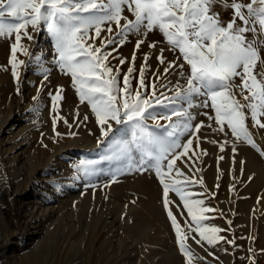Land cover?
Segmentation results:
<instances>
[{"label":"snow or ice","instance_id":"6c2138e0","mask_svg":"<svg viewBox=\"0 0 264 264\" xmlns=\"http://www.w3.org/2000/svg\"><path fill=\"white\" fill-rule=\"evenodd\" d=\"M217 5L224 12L230 11L229 19L223 18ZM29 28L32 33L47 32L53 48L51 63L71 77L80 103H86L94 114L100 132L97 145L107 150L101 160L114 162L108 173L110 182H117L127 172L155 174L187 264H193L194 259L186 243L189 232L198 233V244L206 241L214 245L224 240L217 235L223 229L205 223L209 219L206 213L216 211L199 198L206 193L192 190L196 184L203 186V179L197 181L188 176L177 161L192 171L196 157L193 138L197 141L195 148H199L196 134L205 126L203 121L194 123V109L214 113H200L218 126L213 131L225 136L230 131L233 161L236 142H246L264 157V150L256 145L248 124L250 120L252 127L264 129V0H0V38L14 36L8 64L17 81V93V69L26 67L17 53L30 57L36 64L46 59L33 56L22 43L24 38L33 39ZM156 31L175 58L169 60L164 55L165 48H160L156 59L163 72L158 68L149 83L145 73L151 70L150 56L144 55L137 78L134 51L127 72L122 73L121 66L129 62L113 53H118L130 35L138 37L135 49L139 50L148 34ZM148 47L156 49L157 43ZM112 59H118L119 65H113ZM50 72V68L44 67L37 74L47 80ZM168 76L177 77L175 83H163ZM137 79V86L133 87ZM62 91L49 93L53 111H58ZM57 119L63 117L53 119L54 130ZM83 119L87 121L89 117L85 115ZM206 126L211 128L212 124ZM227 143L225 140L220 145L221 151ZM201 154L207 152L201 150ZM95 164L96 161H80L77 168L95 175ZM170 193L179 197L190 217L186 229L169 209Z\"/></svg>","mask_w":264,"mask_h":264},{"label":"rangeland","instance_id":"374dc122","mask_svg":"<svg viewBox=\"0 0 264 264\" xmlns=\"http://www.w3.org/2000/svg\"><path fill=\"white\" fill-rule=\"evenodd\" d=\"M217 10L222 12L224 19L230 18V11L224 12L219 5H217ZM125 15H128L130 19L132 18L127 12H125ZM113 29L115 31V25H113ZM28 30L32 33L31 28ZM44 34L48 36L47 32H40L37 35L31 51L33 55L39 56L37 51H39L40 47L46 45L43 43L45 41L43 38ZM106 35L107 33H102V36ZM137 39V36L130 35L128 42L124 44L128 45L131 50L125 56L129 63H125L123 67L121 66L123 69L122 73L127 72L135 51V68L137 70L135 75L138 78L139 69L144 64V55L147 53L150 56L148 65H150L151 70L146 71L145 75L148 82L151 83L153 72L158 68L160 72H163V66L159 65L156 59L159 55V49L165 48L164 55L169 60L175 58V53L167 49V45L158 31L149 33L145 38V43L141 45L139 50L135 49ZM29 42L27 38L22 40V43L27 48ZM153 42L157 43L156 49L148 47ZM97 44H99V40ZM18 55L23 54L19 52L17 53ZM113 55L122 57L119 53H113ZM111 63L119 65V60L112 59ZM33 67H38V65ZM176 79L177 77L175 76H168L163 83H168L169 80L175 83ZM70 80L71 78L69 79V85L72 86ZM47 82L42 88L53 84L49 81ZM137 83L138 79L134 80L133 87H136ZM157 83L159 84L160 82L157 81ZM24 93H27V91H24ZM26 97L28 96L26 95ZM34 109H38V111H34ZM43 110L47 112L46 115ZM59 111L60 109L53 111L51 99L47 100L45 104L38 99H34L29 110L30 113H28L31 116L27 115L31 118L23 121L19 120L16 123L17 126L13 131L28 123L30 141L29 139L27 141H29V148L35 156L32 163L24 169L20 170L17 167L23 161V153L20 150L28 145H24L15 152L19 151V157L18 163L15 165L16 169H13L8 164L11 152L6 151L8 146L6 144L7 137L12 138L13 132L6 129L3 134H0L1 139H6L3 145L0 146V264H187V258L179 250L175 230L167 215L168 209L164 208L162 186L159 184L155 174L153 172H127L120 175L117 182H110L108 173L114 166V162L101 160L107 154L106 148L98 147V145H95L96 147L94 146L95 148L92 149L90 145L89 148L85 147L86 149L82 147L85 146L83 144L97 142V138L100 136L95 116L92 114L90 107L86 103L81 104L78 100L77 102H68L65 109L61 113ZM193 111L197 115L204 111L214 115L211 110L194 109ZM85 115L89 117L87 121L83 119ZM57 116L63 117V119H57L54 130L53 119ZM64 120H67V124L64 123ZM149 123L151 124L152 122L149 121ZM161 123H164V121H161ZM248 124L256 145L259 149L264 150V129L252 127L250 120ZM56 133L60 135L57 136ZM70 133H75V135L72 136ZM196 135L199 137V148H195L197 141L193 138V150L196 152L198 159L193 157L195 163L192 170L199 169L198 175L206 177L212 166L220 163L221 160L218 157L222 155L219 151L218 142H212L216 141L215 139L205 135H198V133ZM184 139L186 140L187 137ZM61 140H64L65 144H70V146L72 145L76 148L74 150H65L47 161L52 155V150L59 146ZM240 143L252 148L245 142ZM252 149L258 157L260 156L259 159H262L259 160L255 157V161H262L264 165V157L254 148ZM201 150H205L207 155L201 154ZM42 151L44 152L42 153ZM72 152L75 153V156L68 160V154ZM64 160H68L69 173L60 171L64 167V163H61ZM244 160V158L235 154L233 161V155L230 156V167L228 168L230 176L223 175L222 177V174H213L211 172L212 182L210 183L213 185L214 193L209 190L208 184L205 182L203 186L196 184L193 187L192 190L194 192L206 193L199 198L204 199L205 203H209L207 207L216 209L214 212L206 213L209 217L208 221L219 220L217 213L220 212L222 216L220 219L226 218V215H228L229 217L231 216L232 225L235 223L237 211L235 213L229 212L228 207L223 205L224 202L222 200L224 199L222 198L219 202L215 196L217 185L221 183L230 185V188L237 185L238 189H241L251 182L252 178L250 179V177L252 175H243L236 170L237 164L244 162ZM80 161H96L92 170L97 174L89 175L85 174L83 170H78L77 166ZM177 163L188 176L193 175V171L185 168L180 161H177ZM77 170L83 177L91 180L77 189L76 194L78 196L76 195L75 198H69L68 200L64 199L62 194H65L67 190H62L61 188L73 183L69 177L74 175L73 173ZM71 172L73 173L71 174ZM255 175L259 176L260 180H264V172L257 171ZM147 176L153 178L157 186L159 206L160 208L162 207V213L166 218L165 221H167L165 223L166 231L156 237L152 234L154 223L151 218L147 219L150 227L148 226L143 231L139 230L138 211L141 210L142 202L144 198L148 197V193L133 182L135 178L142 179ZM260 182L257 180L258 186L255 187H260V184H258ZM106 184L110 186L106 187ZM40 185L43 188V193L40 192ZM92 186L94 189L87 191ZM55 190L58 191V194ZM54 198L56 199L54 200ZM169 198L172 201L169 209L177 217L181 227L186 229V221H190V217L187 216V211L183 209L182 201L179 200L175 193H170ZM85 200L88 203L91 200V203L86 207L81 204ZM106 213H109L107 221L111 224V233L106 229H104L105 231L100 230V225H102L101 223L104 221ZM93 215L94 219L92 218ZM245 223L248 222L245 220ZM219 228L234 233V243H231V246H228L226 251L223 252L222 260L217 254H205L202 251L194 250L193 237L195 233L189 232V239L186 243L194 254L193 264L264 263V247L260 244L264 237L259 232L253 230L241 232L240 229L234 231L232 230L233 228L226 225ZM22 237H25L26 240L21 241Z\"/></svg>","mask_w":264,"mask_h":264},{"label":"bare ground","instance_id":"6f19581e","mask_svg":"<svg viewBox=\"0 0 264 264\" xmlns=\"http://www.w3.org/2000/svg\"><path fill=\"white\" fill-rule=\"evenodd\" d=\"M39 33L40 32L33 33V39L29 42V46H28V50L30 53H32L31 52L33 50L32 48L35 44L36 37ZM43 38L45 39V41L43 43H45L46 45L44 47H40L39 51H37L39 53V56H43L46 58V59H44V61L41 64H36V63L30 61V57L18 55V59L24 60L25 65H26V67L21 66L17 69V71L19 72V75H20L19 93H17V81L12 76L11 67L8 64V61L10 58V46H11V43L14 42V36L12 38H0V86H1V88H0V134H3V132L6 129L13 132L12 138L7 137L8 140L6 141V144H8V146L6 147V151L11 152L10 153L11 155L9 154L10 160H9L8 164L10 166H12L13 169H16L15 165L18 163V157H19V151L17 153H15V152L18 149L20 150V148H22L24 145H28V146H26L20 150L23 153V161L20 164V166H18L17 168H19L21 170V169H24L26 166H29L35 157L33 155V152L29 148L30 147L29 146L30 145L29 144L30 132L28 129L29 128L28 123L23 124L21 126V128L13 131L14 128H16V126H17L16 123L19 120L23 121V120H28L31 118L30 117L31 115L28 113H30L29 110L32 107V102L34 100L33 97H38V100L41 103L45 104V102H47V100L51 99L49 93H51L52 95H55L57 89H63V91H62L63 99L61 101L57 102V108L60 109V111H59L60 113H61V111H63L65 109L66 105H68V102H70V103H71V101L77 102L79 100L78 95L75 92V89L71 85H69V79L71 77L68 75L62 74L59 71V69L56 68L55 65H53L51 63L53 48H52V44L50 43L51 42L50 37L44 34ZM130 50L131 49L129 48L128 45H124L123 47L120 48L118 53L121 54V56L125 58V56H127V54L130 52ZM33 56H36V55H33ZM34 65H36V66L38 65V67H33ZM44 67L51 69V72L48 75L47 80H44L42 75L37 74ZM122 71H123V69H122ZM47 81H49L50 83H53V84L46 85V87L44 86V88H42L43 87L42 85H44ZM70 82H71V80H70ZM24 91H27L28 94L24 93ZM26 95L28 97H26ZM43 113H45V115L47 114V112L44 110H43ZM27 115H30V116L28 117ZM201 121L204 122L205 126L201 128L198 135H205L207 137L215 139L218 142L219 151H220L221 155L224 157V159H222L218 165H216V166L213 165L211 171L208 170L209 172L206 174V177L205 176L202 177V175H198L197 170H192L193 175H191V176L193 177V179H196V180L199 178L200 179L202 178L203 181L206 184H208L207 186H208L209 190H211V192L214 193L215 191H214L213 185L210 183V182H212L211 172H213V174L214 173L215 174L218 173L220 175L222 174V177H223V175L228 176L230 174L229 169H228L230 167L229 166L230 165L229 158H230V156L233 155L232 145H233L234 141H233V138L231 137L230 131H229V134L227 136H225L224 133H221L218 131H213L214 128L218 127L217 125H215L214 121H209L207 119V116H204L201 114H198V115L196 114V120L194 123H199ZM209 123L212 124L211 128L206 126ZM1 138H0V146H2L4 141L6 140V139H1ZM27 139H29V141H27ZM225 140H227L228 143L224 144V151H221L220 145L223 144ZM64 142H65L64 140H61L59 142V146L56 147V149L52 150V155H50V157L47 159V161H49L55 155L65 151V150H74V148H76L75 146H72V145L70 146V144H65ZM83 145H85V146H82L83 148H85V147L89 148V145H90V148L92 149V148L96 147L95 145H97V142L86 143ZM235 146L237 149L236 155L245 159L244 162L242 161L243 164L242 163L237 164L236 170L239 171L240 173H242L243 175H247V176L252 175L250 177V179L252 178V180L250 183L246 184L241 189H238L237 185L230 188L229 187L230 185L228 186V185L223 184V183L219 184V187H217L215 197L218 199V201L220 202L223 198L224 199V200H222V202H224L223 205L228 207L229 212L235 213L237 211V213H236L237 217H236L235 223L233 225H232V221H231V216L229 217L228 215H226L227 216L226 218L223 217L224 219L223 218L220 219L222 217L220 215V212L217 213L219 215L218 216L219 220H210V221L207 220L205 223L208 226H215V227H220V226L226 225L230 228H233L232 230H234V231H237L240 229L241 232L247 231V230L249 232V230H253V231L259 232L264 237V180H260L259 176L255 175L257 171L258 172H264V165L262 164V161H259V160H262L261 158L259 159L260 156L258 157L256 152L252 148H249L240 142H236ZM82 147H80V148H82ZM43 152L44 151H42V153ZM34 154H35V152H34ZM74 156H75L74 152L69 153L68 154V160H70L71 158H74ZM255 157H257V159H259V160L255 161L256 160ZM61 160H63V159H61ZM68 160H66V161L64 160L61 162V163H64V167H62L60 170L61 172H65V173L70 172V169L67 166ZM9 165H7V166H9ZM241 168H243V172H241ZM72 173L73 172H71V174ZM73 174L74 175H70V177H69L72 179L73 183H71L70 185L68 183L69 186H67V185L64 187L62 186V188H61L62 190H67V192L65 194H62L64 199H67V200L69 198H71V199L75 198L77 195L76 194L77 189L82 187L83 184H86L91 180V179H88L86 177H83L82 174H80V172L78 170L75 171V173H73ZM262 178H263V176H262ZM218 180H220V179H218ZM257 180L261 181L260 183H258V184H260L259 185L260 187H255V186H258ZM133 183L138 184L140 187H142L148 193V197L144 198V200L142 202L141 210L138 211V214H139L138 221L140 222L139 230H141V231L145 230L149 226L147 219L151 218V219H153V223H154L153 227H152L153 228L152 234H153V236L156 237L159 234H161L162 232L166 231L165 223L167 222V221H165L166 218L162 213V210H161L162 207L160 208V206H159V202H158L159 196H158L157 186L154 183L153 178H151L150 176H147L146 178H142V179L141 178H135ZM39 188L41 190L40 192L43 193L44 191H43V188L41 185L39 186ZM92 189H94L93 186H92V188H89L87 191H92ZM55 191H57V190H55ZM61 192H63V191H61ZM57 194H58V191H57ZM237 198H238V200H237ZM55 199L56 198H54V200ZM78 201H80V200H78ZM90 203H91V200L89 203L85 200V202H83L81 204H84L86 207ZM208 204L209 203L206 202L205 206H208ZM184 210H186V209H184ZM90 216H88V217H90ZM107 217H109V213H106V217H105L104 221L101 223L102 225H100V230L105 231L104 229H106L107 231H109L111 233V229H110L111 224H110V222L107 221ZM92 218L94 219V215ZM245 220L248 223H245ZM228 221H231V224H229ZM98 223H99V221H98ZM131 229H132V227H131ZM233 234L234 233L232 231L229 232L228 230H225V231L223 230L220 233H218L217 235L223 236L225 239L218 241L214 245H209L206 241H201V243H199V244L196 243V240H199V235H198V233H195V235H194V247H195L194 250L200 251V252L202 251L205 254L206 253H213L214 255L217 254V256L219 255L221 258L223 252L226 251L228 246L229 247L231 246V243H228L227 241H233L234 240ZM25 240H26V238L22 237L21 241H25ZM260 244H262L261 246L264 247V239H263V241H261ZM221 260H222V258H221Z\"/></svg>","mask_w":264,"mask_h":264}]
</instances>
